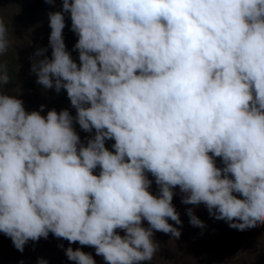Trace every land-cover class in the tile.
<instances>
[{"label": "clouds", "instance_id": "9594fccd", "mask_svg": "<svg viewBox=\"0 0 264 264\" xmlns=\"http://www.w3.org/2000/svg\"><path fill=\"white\" fill-rule=\"evenodd\" d=\"M61 4L48 13L51 58L37 49L31 72L44 89L65 90L75 116L26 111L3 93L0 66V233L21 253L51 233L105 264H141L159 249L154 232L181 235L168 222L182 224L177 187L183 204L205 205L230 228L264 226V0ZM9 47L0 18V55ZM74 122L92 134L86 143ZM65 254L96 264L80 248Z\"/></svg>", "mask_w": 264, "mask_h": 264}, {"label": "rangeland", "instance_id": "374dc122", "mask_svg": "<svg viewBox=\"0 0 264 264\" xmlns=\"http://www.w3.org/2000/svg\"><path fill=\"white\" fill-rule=\"evenodd\" d=\"M62 8L61 0H56L54 4H49L46 0H0V18L3 19L8 28V40L10 47L8 50L0 55V66L4 72L9 76V83L2 86L4 94L15 96L23 101L25 110L40 111L42 116H46L49 110L55 109L60 112L63 109V103L59 99V93L55 89H44L42 85L37 84V77L31 72V66L35 59V52L39 48H47L46 56L51 58V48L49 45V35L51 29L49 28L48 13L60 11ZM65 28L63 30L64 42L66 49L72 54L73 45L77 41V36L74 39L71 35V20L69 14L65 13ZM43 57H40L42 59ZM73 58V57H72ZM74 60V59H73ZM13 63L18 72L15 78L9 73L8 63ZM66 91L63 90V93ZM41 105L45 107L41 111ZM76 114V110H75ZM83 143L87 142V137L90 133H85L80 129L77 132ZM114 141H106V147L111 149ZM99 174V169L95 171ZM153 184L150 190L153 188ZM176 211L180 213L183 209L181 206L175 207ZM170 224H175L174 221L169 220ZM144 227H148L147 221L143 222ZM153 239H163L159 232H154ZM51 240V233L47 239L41 238L39 241H29L25 245L24 252H19L14 246L11 239L0 233V264H19L25 258L27 248L31 243L41 244L47 243ZM242 247L238 251L241 259L247 261L253 256V248L255 239L252 237L242 238L240 240ZM32 249L39 248L31 246ZM60 247L58 246L56 250ZM199 247L184 248L181 245L169 242L163 246L159 245L158 251L154 254L151 261L141 262V264H148L150 262H159L160 264H196V256ZM224 254L221 251H216V257L213 264H238L234 259V251L224 249ZM53 253V250L50 252ZM37 256V254H35ZM58 256V255H56ZM38 261L32 260L33 264ZM66 264H75L73 261H68ZM250 264H264L262 262H254Z\"/></svg>", "mask_w": 264, "mask_h": 264}, {"label": "trees", "instance_id": "16d2710c", "mask_svg": "<svg viewBox=\"0 0 264 264\" xmlns=\"http://www.w3.org/2000/svg\"><path fill=\"white\" fill-rule=\"evenodd\" d=\"M71 35L74 39L75 34L71 32ZM78 38V37H77ZM71 56L74 61L79 63L78 52L73 51ZM9 73L15 78L16 74H18L15 65L12 63H8ZM59 99L63 103V109H67L71 115L75 116V109L71 106L70 100L67 97V93H63V89H61L59 94ZM62 109V110H63ZM74 129L76 132H80V127L78 124L74 122ZM217 167H223V164L220 158H216ZM148 178L153 180V188L150 190L153 194H156L158 191L157 185L154 182V178L151 174H148ZM173 197V205L181 206L183 209L180 210V220L182 221L181 225L174 224V227H177L181 231V235L178 239L171 236V234H165L163 232H159L163 239L156 240L160 246H163L166 243L174 242L181 247H196L198 246V253L196 256V264H213L214 258L217 256L216 251H221L224 254V249H229V251H234V259L238 264H250L254 262H262L264 261V226L247 229L245 231H239L233 228H230L228 222L224 220H216L214 217L209 215V212L205 205L200 204L199 206L194 205H185L181 202V193L179 188H175ZM192 208L194 214L203 221L205 227L200 228L193 226L190 224L189 216L187 215V209ZM120 235L124 233L119 231ZM252 237L255 239V247L253 248V256L247 261L241 259L238 255V251L242 247L240 244V240L242 238ZM59 245H63V248H56ZM31 246L39 247L32 249ZM27 248V253L25 258H23V264H33L32 260L38 261L40 258H43L48 261V264H66L69 260L65 254V250L68 247H72L73 250L80 248L82 251L86 253L92 254L93 258L96 261V264H105V261L101 256H97L95 254V249L93 247L81 246L79 243L69 244L67 240L59 239L51 234V240L47 243L35 244L31 243ZM53 250L54 254L50 252ZM37 254V256H35ZM58 255V256H56ZM228 260L224 264L227 263ZM148 264H160L159 262H150Z\"/></svg>", "mask_w": 264, "mask_h": 264}]
</instances>
